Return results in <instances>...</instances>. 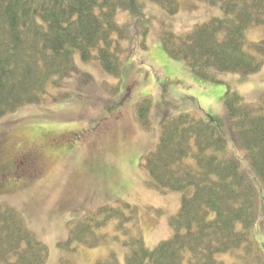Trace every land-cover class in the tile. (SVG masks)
Listing matches in <instances>:
<instances>
[{
	"label": "trees",
	"instance_id": "1",
	"mask_svg": "<svg viewBox=\"0 0 264 264\" xmlns=\"http://www.w3.org/2000/svg\"><path fill=\"white\" fill-rule=\"evenodd\" d=\"M148 1L170 15L180 8L177 0H0V121L46 102L50 90L71 77L76 54L119 77L122 59L146 50ZM206 1L220 7L222 15L186 34L166 33V54L201 77L215 73L246 79L258 73L264 66V40L249 43L246 33L264 27V0ZM119 12L129 20L118 23ZM224 106L236 145L264 194V95L247 104L228 91ZM149 114L145 101L137 118L146 130L151 128ZM141 167L156 189L183 194L170 220L173 236L150 249L126 228L132 206L107 205L69 223L71 244L99 247L109 237L102 232L114 224L115 237L128 249L125 264H225L218 260L221 254H230L231 264H264V250L253 238L260 194L229 152L213 117L183 113L163 121L160 138L142 157ZM48 258V248L23 215L1 202L0 264H46ZM97 264L117 263L112 257Z\"/></svg>",
	"mask_w": 264,
	"mask_h": 264
},
{
	"label": "rangeland",
	"instance_id": "2",
	"mask_svg": "<svg viewBox=\"0 0 264 264\" xmlns=\"http://www.w3.org/2000/svg\"><path fill=\"white\" fill-rule=\"evenodd\" d=\"M177 2L180 8L174 15L159 4L146 2L151 19L146 50H136L132 58L122 59L119 77L106 73L98 62H83L76 54L71 77L61 87L52 88L46 102L24 107L0 121V142L7 141L0 154L4 160L10 153L36 151V146L43 144L41 133L63 139L52 145L59 151L41 157L38 180L0 190V203L16 208L48 248L46 264H97L112 257L117 264H125L128 249L115 237L114 224L102 232L109 237L99 247L69 242L72 220L107 205L132 206V221L126 228L150 249L173 236L170 220L180 210L183 194L156 189L141 160L157 144L161 123L183 113L208 115L217 121L229 152L258 190L262 202L253 238L264 250L262 186L236 145L224 106L228 91L243 103H258L264 95V66L246 79L215 73L207 78L170 58L163 49L166 33L186 34L222 15L220 7L206 0ZM117 20L122 24L129 15L119 12ZM246 39L249 43L263 41L264 27L249 30ZM211 76L220 83L213 82ZM58 96L65 97L55 100ZM145 101L150 103V130L137 118V108ZM218 260L231 264L234 258L221 254Z\"/></svg>",
	"mask_w": 264,
	"mask_h": 264
},
{
	"label": "flooded vegetation",
	"instance_id": "3",
	"mask_svg": "<svg viewBox=\"0 0 264 264\" xmlns=\"http://www.w3.org/2000/svg\"><path fill=\"white\" fill-rule=\"evenodd\" d=\"M54 137L50 133H41L43 144L40 147L36 146V151L10 153L6 160H4V156L0 155V190H5L8 187L20 188L38 180L42 175V168L39 163L41 157L49 152L59 151L54 150L52 145H56L58 141L63 142L62 137ZM6 143V140L0 142V154L3 153V147ZM18 161L19 163H17Z\"/></svg>",
	"mask_w": 264,
	"mask_h": 264
}]
</instances>
